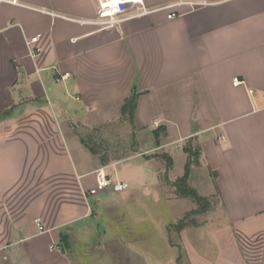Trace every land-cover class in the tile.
<instances>
[{
	"label": "crops",
	"instance_id": "0c3cea01",
	"mask_svg": "<svg viewBox=\"0 0 264 264\" xmlns=\"http://www.w3.org/2000/svg\"><path fill=\"white\" fill-rule=\"evenodd\" d=\"M142 2L141 15L103 28L96 0H0V264H76L72 243L86 240L108 192L88 195L98 170L133 195L149 193L107 172L130 158L95 155L80 135L122 119L132 95L138 129L177 133L167 128L146 148L184 153L196 138V168L220 200L193 227L214 229L216 262L186 242L192 227L177 232L179 255L188 264H264V0ZM144 155L132 158L148 168ZM62 235L65 254L53 249Z\"/></svg>",
	"mask_w": 264,
	"mask_h": 264
},
{
	"label": "rangeland",
	"instance_id": "374dc122",
	"mask_svg": "<svg viewBox=\"0 0 264 264\" xmlns=\"http://www.w3.org/2000/svg\"><path fill=\"white\" fill-rule=\"evenodd\" d=\"M166 104L171 105V102H166ZM70 113L73 112L70 111ZM135 115L136 110L133 121L130 116L123 114L122 119L116 120L113 124L103 125L96 130L80 134L90 143L91 147L96 148L103 156H111L117 160L130 158V160L120 163L119 166L108 169L107 172L116 171L118 179L124 177V179L134 182L133 189H142L149 193L142 197L140 194H131V189L117 194L112 188H109L107 193L100 195V200L105 201L100 203L98 212L94 211L92 219L94 222L88 223L86 240L80 236L76 238L74 244L72 243L76 264H179L177 259L179 248L175 246L179 243L178 234L174 228L170 227L178 224L188 212L194 209L195 204L189 198L178 197L175 189L166 183L164 177L168 173L169 179L175 181L183 176L186 156L182 152L174 151V146L168 147L167 150H154L153 147L147 149L145 146L147 141L154 142L158 139L153 134H146L138 129L135 124ZM76 118L79 119L78 121L81 120L79 116ZM194 125L196 127L198 123L196 122ZM167 128L171 131V136H177L172 125L169 127L165 125L164 128L161 127L160 139L166 136ZM174 152V164L169 171H167L166 163L163 160L152 158L157 154L167 153L170 155ZM138 153L153 159L148 168L142 164L144 158H132ZM141 166L143 168H140ZM205 172L206 170L195 167L190 182L200 195L209 194L206 197L210 198L213 181L204 178ZM141 177L145 178L142 184ZM111 180L116 182L115 175ZM213 202L214 206L210 212L220 209L218 196H214ZM111 215L112 221L109 220ZM219 217L221 214L214 215L213 221L220 219ZM204 220V215L196 218L198 225H201ZM125 222L131 223L132 231L125 229ZM223 224L226 225V222ZM191 229L192 241L187 239L186 242L194 245L193 247L203 252L208 259L216 262L220 248L213 236L214 229L211 227L205 231L193 227ZM111 230L112 245L108 243ZM131 232L133 237L130 236L126 240L125 234L129 236ZM191 245L189 246L192 247ZM180 253L183 258L182 251ZM181 264H188L186 257L183 258Z\"/></svg>",
	"mask_w": 264,
	"mask_h": 264
},
{
	"label": "trees",
	"instance_id": "16d2710c",
	"mask_svg": "<svg viewBox=\"0 0 264 264\" xmlns=\"http://www.w3.org/2000/svg\"><path fill=\"white\" fill-rule=\"evenodd\" d=\"M137 95H132L124 104L122 108V112L124 115H128L131 118V121H133L134 113L137 107ZM11 112L7 111L3 113L2 116H10ZM156 139H158V143H160V135L155 134ZM82 141L84 145L92 152L93 154H98V150L94 147L90 146V143L87 142L84 138H82ZM183 152L187 155V162L185 165V173L183 176L177 178L175 181H171L168 177V173L165 175L164 180L166 183L170 186H172L175 189V193L180 198H189L193 201L195 204L194 209L192 211L188 212L182 220L178 222V224L171 226L170 228H174L178 233L183 231L187 227H196L198 226V223L196 221V218L199 216H203L207 213H209L214 206V197L208 198L204 197L199 194L198 190L192 186L190 179L192 175V171L195 167L200 166V159H201V147L198 143V140L196 138H190L186 144L183 147ZM152 158L161 159L166 163V169L169 171L174 164L173 158L167 154H157L154 155ZM61 243L67 247L69 244V236L68 235H62L61 237ZM182 262V256L181 254L178 257V263L181 264Z\"/></svg>",
	"mask_w": 264,
	"mask_h": 264
},
{
	"label": "built area",
	"instance_id": "2783aa9c",
	"mask_svg": "<svg viewBox=\"0 0 264 264\" xmlns=\"http://www.w3.org/2000/svg\"><path fill=\"white\" fill-rule=\"evenodd\" d=\"M97 2V13L95 24L103 27L109 28L113 27L122 21L130 18L136 17L143 13V2L142 0H96ZM175 17V14L168 15L171 19ZM40 35L32 39V43L37 42ZM68 74L62 76V80L68 78ZM242 82L236 78L234 79V85H240ZM250 93H254L250 91ZM96 181L97 185L95 188L88 191V195L97 196L100 192L106 191L112 188L115 193H124L129 190V184L126 182H113L104 172V169L96 171ZM53 249L61 251V245L58 244L53 247Z\"/></svg>",
	"mask_w": 264,
	"mask_h": 264
},
{
	"label": "water",
	"instance_id": "95a60500",
	"mask_svg": "<svg viewBox=\"0 0 264 264\" xmlns=\"http://www.w3.org/2000/svg\"><path fill=\"white\" fill-rule=\"evenodd\" d=\"M65 252H66V250H65L64 245H61V253H62V254H65Z\"/></svg>",
	"mask_w": 264,
	"mask_h": 264
}]
</instances>
